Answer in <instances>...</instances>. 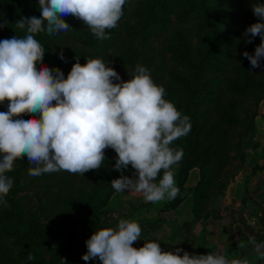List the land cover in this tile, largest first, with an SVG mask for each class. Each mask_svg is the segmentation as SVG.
Returning a JSON list of instances; mask_svg holds the SVG:
<instances>
[{
	"label": "trees",
	"instance_id": "16d2710c",
	"mask_svg": "<svg viewBox=\"0 0 264 264\" xmlns=\"http://www.w3.org/2000/svg\"><path fill=\"white\" fill-rule=\"evenodd\" d=\"M264 0H129L124 6L119 27L106 30L109 39L93 35L83 21L69 15L62 17L71 28L67 32L48 35L36 34L35 38L45 47L42 61L50 69H60L65 79L72 66L79 60L102 59L125 37L129 42L149 43L153 38H165L170 65L168 77L157 78L165 89L164 99L173 103L182 116L190 118L191 130L176 139L170 147L182 149V160L172 166L179 193L167 206L177 209L186 200H192L195 222L208 216L207 206L214 190L224 194L228 182V168L236 159L245 162L243 140L256 132V110L264 100V60L262 67L253 69L242 53L254 54L261 43L257 36L253 43H246L244 33L257 22L252 6ZM40 17L39 0H0V40L21 38L26 30L16 27L22 17ZM63 51L65 61L59 59ZM129 54L137 57L138 51ZM126 58L132 63V58ZM166 68V67H165ZM55 103V102H53ZM250 103V105H249ZM8 101L0 104L6 112ZM39 118V114L25 113L22 118ZM238 137V139H237ZM252 140V136L251 139ZM237 141V142H235ZM101 168L83 175L67 171L46 173L28 182L29 169L34 167L28 159L14 161L13 169L5 173L13 184L0 204V264H101L99 259L85 262V238L94 232L107 229L101 218L116 193L111 186L121 176L114 165L117 154L111 148L104 150ZM200 171V180L194 189L186 186L192 170ZM263 167L255 168L254 173ZM123 175L136 178L135 170L128 166ZM163 176L161 171L156 182ZM249 179V178H248ZM45 183L52 198L41 206L39 217L28 211L22 193L36 183ZM50 183L53 185L51 186ZM51 186V187H50ZM55 186L60 189L55 192ZM153 203L141 204L139 208ZM161 218L157 221L160 222ZM72 237L63 244L55 242ZM31 254L34 259L28 260Z\"/></svg>",
	"mask_w": 264,
	"mask_h": 264
},
{
	"label": "clouds",
	"instance_id": "9594fccd",
	"mask_svg": "<svg viewBox=\"0 0 264 264\" xmlns=\"http://www.w3.org/2000/svg\"><path fill=\"white\" fill-rule=\"evenodd\" d=\"M128 2L39 0V18L22 17L15 23L26 35L0 40V104L8 101V110L0 112V204H7L4 197L13 184L5 173L12 171L18 158L26 156L34 166L29 169L32 177L60 171L84 176L101 168L108 148L118 157L114 169L122 173L111 182L116 193L141 194L145 202L153 204L178 195L172 166L184 153L170 145L190 132V118L164 99V87L153 82L147 68L138 65L134 77L123 82L102 59H86L83 66L77 59L66 79L58 68L36 66L45 53L36 34L67 32L71 26L62 17L71 15L98 39H109L106 30L118 26ZM252 11L264 21V4H255ZM244 36L248 44L260 37L254 54L245 51L242 55L253 69L262 67L264 22L252 24ZM59 59L66 60L62 50ZM25 113H38L39 118H22ZM129 165L137 178L123 175ZM141 231L138 222L120 219L115 229L91 235L82 259L98 258L102 264H250L248 259L229 260L218 253L196 255L181 248L165 252L158 242L136 249L132 245L141 240ZM249 242L264 259V243ZM33 259L29 254L28 260Z\"/></svg>",
	"mask_w": 264,
	"mask_h": 264
},
{
	"label": "crops",
	"instance_id": "0c3cea01",
	"mask_svg": "<svg viewBox=\"0 0 264 264\" xmlns=\"http://www.w3.org/2000/svg\"><path fill=\"white\" fill-rule=\"evenodd\" d=\"M248 151V159L243 169L235 177L232 192L241 194L242 202H237L234 216L222 213L221 217H213L208 213L206 218L195 222L192 213L193 202L186 200L177 209L160 217V211L170 201H161L150 207L139 208L144 201L141 194H115L108 206L102 210L101 218L107 228H116L120 219L136 221L141 227V240L132 246L139 249L147 242H158L162 251L174 252L181 248L189 254L207 255L222 254L227 259H248L250 264H264L255 252L254 245L264 243V135H258L255 150ZM263 169L254 173L256 167ZM250 175L253 178L247 180ZM176 182V176H174ZM200 180V171H191L186 186L194 189ZM177 186V183H176ZM251 195V197H249ZM125 205L129 206L126 209ZM161 218L160 222H157ZM243 243L244 248L239 245ZM181 257L183 252L180 253Z\"/></svg>",
	"mask_w": 264,
	"mask_h": 264
},
{
	"label": "rangeland",
	"instance_id": "374dc122",
	"mask_svg": "<svg viewBox=\"0 0 264 264\" xmlns=\"http://www.w3.org/2000/svg\"><path fill=\"white\" fill-rule=\"evenodd\" d=\"M120 23V22H119ZM119 23L118 26L119 27ZM130 49H133L134 51H138L137 57L133 58L131 54H129ZM128 55L131 56L132 58V63L126 58ZM104 62L107 64L108 67L113 68L114 71H116L119 76L121 77V81L127 82L131 78L134 77L136 74L135 69L138 65L143 66L147 68L150 72L151 78L153 82L157 85L160 86V82L157 78L158 71L161 70L162 68L165 69V72H161L160 76H166L168 77V72L169 69L172 67L170 65V60H169V52L167 51V41L165 38H153L149 43L144 44L142 42H129L125 37H122L119 39L118 43L107 53V56L104 57ZM166 67V68H165ZM121 81H113V83H120ZM250 105V103H249ZM256 110L257 116L255 118V124H256V132L252 136L248 138H245L243 140V149L245 151V162L241 164L239 159H236L233 164L230 165L228 168L227 172V179L224 178L220 183H224V185L228 182L229 184L224 188V194L221 193V191L214 190L215 195L211 197L208 206H207V212L213 216V217H221L222 213L224 214H229L230 216H234L236 213H238V209L236 210L235 206L236 204L233 203L234 199L237 202H242L243 197L241 194H235L232 192V188L230 191V198L231 201L230 203L226 199V192L228 191L229 185L235 181L236 175L239 174V172L243 169L244 164L246 163V160L248 159V151L253 153L252 151L255 150L256 144L258 143V135H264V100H262L258 107H252V110L249 108L247 111L251 113ZM238 139V137H237ZM237 142V141H235ZM2 159V157H0ZM27 159L26 156L23 158H19L18 162L25 161ZM175 171L174 170V176H175ZM11 178V177H9ZM34 177L28 176L26 177V180L28 182H32ZM137 178V177H136ZM248 181L253 178V175H250L248 177ZM135 179V178H134ZM52 186L53 184L50 183ZM47 184L45 183H36L35 186L32 187V189L28 192L22 193L21 197H23L24 203L27 205L28 211H30L31 214H34L39 217H46V215L41 214V206H45L48 201L52 198V193L51 191H47ZM50 186V187H51ZM60 189V186H55L54 191L57 192ZM251 197V195L249 196ZM126 209H129L128 205H125ZM166 213H169L167 210V206L165 207L164 210L160 211L159 216L160 217H165ZM76 236L80 241L83 243H86V241L91 237L87 236L88 238H85L81 233L75 232ZM69 240H72V237H63L55 242V245H60L63 244ZM102 264V262L100 261Z\"/></svg>",
	"mask_w": 264,
	"mask_h": 264
},
{
	"label": "water",
	"instance_id": "95a60500",
	"mask_svg": "<svg viewBox=\"0 0 264 264\" xmlns=\"http://www.w3.org/2000/svg\"><path fill=\"white\" fill-rule=\"evenodd\" d=\"M234 187V183L232 182L229 187H228V191L226 192V199L227 201L230 203L231 201V198H230V191H231V188Z\"/></svg>",
	"mask_w": 264,
	"mask_h": 264
}]
</instances>
